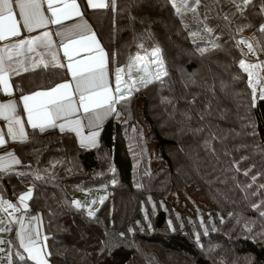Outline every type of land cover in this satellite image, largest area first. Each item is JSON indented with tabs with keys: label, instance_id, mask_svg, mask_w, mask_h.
I'll use <instances>...</instances> for the list:
<instances>
[{
	"label": "trees",
	"instance_id": "trees-1",
	"mask_svg": "<svg viewBox=\"0 0 264 264\" xmlns=\"http://www.w3.org/2000/svg\"><path fill=\"white\" fill-rule=\"evenodd\" d=\"M196 10L181 18L168 0H116L115 8L89 14L111 74L158 46L168 76L116 105L96 147L81 148L53 129L29 131L18 149L22 172L0 175V199L31 189L27 205L41 220L50 264H264V99L253 100L237 45L252 30L264 45V0H251L243 16L233 0H201ZM197 31L205 39L193 43ZM209 40L219 47L201 55L198 46L211 48ZM36 73L19 87L33 88ZM132 100L142 105L166 164L161 170L149 168L138 124L126 121ZM189 184L214 207L196 216L176 211V225L165 199ZM92 190L107 196L89 216L71 200ZM0 220L10 229L0 231L11 242L0 244V264H7L9 250L25 253L15 222L2 210Z\"/></svg>",
	"mask_w": 264,
	"mask_h": 264
},
{
	"label": "snow or ice",
	"instance_id": "snow-or-ice-1",
	"mask_svg": "<svg viewBox=\"0 0 264 264\" xmlns=\"http://www.w3.org/2000/svg\"><path fill=\"white\" fill-rule=\"evenodd\" d=\"M201 0H168L175 14L183 18L187 12L196 15V6L199 5ZM47 4V12L45 14L44 4ZM251 3V0H233V4L241 16L244 14V9ZM241 4L243 7H241ZM87 6L91 9H106L109 7L115 8L116 0H87ZM14 8L19 9V18ZM73 17H79L81 22L73 25L68 33L56 32L57 36L62 37L60 47L63 49L64 56L71 61L65 65L58 61L57 52L52 34L44 32L40 36L22 37L21 24L23 29L27 32H32L34 29L44 27L48 24L60 25L64 21ZM228 19L227 16L224 17ZM187 28V25H185ZM243 31V29H240ZM261 34H264V23L258 29ZM203 32L211 34L213 29L207 27L203 28ZM193 38V43L196 38L204 40L205 38L200 35V32H190ZM75 37V38H72ZM11 41L5 43L0 47V91L11 95L12 84L10 77L12 75H20V69L24 72L34 71L38 68H47L49 66L60 67L70 71L75 85L71 82H63L49 86L46 90L33 91L27 95H21L20 101L23 102V110L27 113V122L32 128H39L43 131L46 127L55 128L59 127L63 132L65 130L76 132L81 136L82 146L85 143H90L92 146L96 144V136L98 133H91L88 136L82 134V124L79 119L68 120L67 117L73 113L79 112L82 108L84 113H95L96 119L100 120L103 115H110L116 111V105L127 103L128 98L134 91H139V87H146L154 81L163 83V78L168 76V71L165 66L162 50L157 46L144 56L137 55L130 57L129 64L125 67H117L115 69V87L114 89L108 82V56L92 31L91 26L83 20V13L80 9V4L77 0H0V42ZM211 45L209 47L200 48L198 51L201 55L208 53L219 47L214 40L205 41ZM237 45H246L247 52L243 48L240 49L241 54L247 57L249 54L256 55L257 47L246 39H241ZM38 47H43L48 50V55L52 59L45 62L43 54L37 53L41 58L31 63V67L25 66V59L27 54L35 53ZM143 48V44L140 45ZM264 51V48H260ZM81 58L77 59L76 57ZM15 62L18 68H9V63ZM239 68L248 77L247 84L252 90L253 98L257 97L264 99V61L257 63H247L245 59H241L238 63ZM134 71H143L145 76L139 79L134 78ZM240 77H236L239 79ZM139 85V87H138ZM79 94V99L76 100V94ZM17 101L9 99L6 102L0 103V119L7 122V136L11 140L24 141L27 139L25 132L24 122L17 113ZM63 118L65 123L57 125V120ZM6 143L5 133L0 130V146ZM6 156L11 159L13 164H19L20 160L15 157L13 152H7ZM4 157H0V169L5 167L3 163ZM250 171V170H249ZM245 176L249 172L243 173ZM252 180L255 181L256 177L253 176ZM264 188V185H261ZM32 192L29 189L27 192L19 196V203L27 210L28 205L26 201L31 197ZM103 198L101 199V203ZM73 203L80 207L79 201ZM94 203V202H93ZM258 207V206H257ZM0 210L7 213L12 218V222L20 224V230L17 232L19 239V247L24 250L11 251L7 253V264H13V259L17 258L27 264L28 261H33L34 264H49L47 259L50 253L45 251L47 237H41L38 229L27 227L24 224L23 217H17L15 213L20 212L21 209L10 201L0 199ZM11 210V211H9ZM89 216H93L92 211L88 212ZM264 216V212H261ZM37 217H31V221L37 220ZM4 221L0 220V231L10 230L5 228ZM131 231V230H130ZM123 235V233H121ZM8 243L10 241L0 240V244ZM0 248V252H4ZM4 258L0 257V261Z\"/></svg>",
	"mask_w": 264,
	"mask_h": 264
},
{
	"label": "crops",
	"instance_id": "crops-1",
	"mask_svg": "<svg viewBox=\"0 0 264 264\" xmlns=\"http://www.w3.org/2000/svg\"><path fill=\"white\" fill-rule=\"evenodd\" d=\"M77 2L80 4V9H81V12L83 13V20L86 21L88 23V25L91 26L92 31L96 34V32H95L96 30H95L93 24L91 23L90 15L91 14L95 15L96 13L99 12L100 9L89 8L87 6V0H77ZM43 7L45 10V14L50 16V13L47 12V4L46 3L44 4ZM14 11L17 13V19H20L19 15H18L19 9L14 8ZM80 22H81V20L79 17H73L69 20L64 21L60 25L48 24V25H45L44 27L34 29L30 33L27 32L25 29H23L22 24H21L22 37H18L17 39L23 38V37L40 36L44 32H50L52 34V40L54 42L55 49L57 52L58 61L60 63L67 65L71 61H69L64 56L63 49L60 47L61 43L66 42V40H62V37L57 36L55 33L58 31L68 33L72 29L73 25L80 23ZM96 37L98 38L97 34H96ZM72 38H75V37H72ZM98 40L100 41V43L102 45L103 43H102L101 39L98 38ZM5 43H11V41L0 42V47H2L3 44H5ZM102 47H103V45H102ZM103 49H104V47H103ZM104 51H105V49H104ZM37 53L43 54V59L45 60V62H48L52 59V57L50 55H48L47 49H45L43 47H38L36 49L35 53L27 54V58H24L26 67H31V63L33 61H37L41 58L39 55H37ZM83 55H85V54L82 53L80 57H76V58L79 59ZM8 66L10 69L19 67L18 64L15 62L9 63ZM60 69L65 70V77L61 78V77L57 76L55 80L52 79V74H55ZM35 72H37L35 75H37L38 77H31V78H29L30 80L28 81L30 84H32L31 87L34 86L33 88L26 90L23 87H19L22 84L20 82L22 77H24L26 75H33V73H35ZM110 72L111 71H110V68L108 65V72H107L108 82H109V85L114 89V87H115V72H113L112 74ZM20 73H21L20 75H12L10 77V83L12 84L11 95L4 93L3 91H0V103L6 102L9 99H13V100L17 101V105H18L17 106V113L19 114L20 118L24 122V127H25V132L27 134V139L24 141L11 140L7 136V122L4 121L3 119H0V130H2L5 133V139H6V143L3 146H0V157H4L3 163L5 164V167L0 169V175L3 173H9V172H13V173L22 172V165H21L22 163L20 162L19 164H13L11 162V159H9L6 156V153L7 152H13L15 157L19 159L21 157V154H20L21 152L18 151V149L20 150L22 145L27 143V141L29 140V137H28L29 131H35L36 130L39 133H44V132H47V131L53 129V130L57 131L58 133H62V131L60 130L59 127H55V128L46 127L43 131H41L39 128H32L31 125L28 124V122H27V113L23 110V102L20 101V96L22 94L23 95L30 94L33 91L46 90L49 86H54L55 84L63 83V82H71L73 84V87L75 85V82L73 81L71 73L67 69V67L60 68V67L49 66L47 68H38L34 71H28V72H24L22 69H20ZM43 73H46V74H43ZM19 77H20V80H17V78L19 79ZM24 82H25L24 83L25 85L28 83L27 81H24ZM75 99L76 100L79 99L78 93L76 94ZM116 109H117V107H116ZM98 111H100L101 115H102V118L100 120L96 119L95 113H84L82 108L80 109L79 112L73 113L72 115L67 117L68 120L79 119L81 121L83 136H88L93 132L98 133V135L96 136L95 146H92L90 143H87V142L85 143V145L82 146L81 136H78L76 134V132H72V131H68V130H65L63 132H65L66 134L72 135L75 138V141L77 142L76 145L81 146V148L96 147L98 145V143L100 142V137H101L100 133L102 131V128L104 127L105 122L116 112L115 111L110 115H103L102 110H98ZM62 123H65V120L63 118L57 120V125L62 124ZM12 203L16 204L17 207H19L21 209V211L15 215L17 217H23L24 224L27 227L38 229L40 234H41V237H43V233H42L41 227H40L42 225H41V220L39 219V215L28 214V210H24L23 206L20 205L19 198L13 199ZM26 203H27V201H26ZM27 209H29V207ZM9 211H11V210H9ZM7 217L10 219V217L8 215H7ZM31 217H37L38 219L30 222ZM15 224H16L15 234H17V232L20 230V224L17 222H15ZM17 240H18L17 242L19 244L18 237H17ZM45 251H46V249H45Z\"/></svg>",
	"mask_w": 264,
	"mask_h": 264
},
{
	"label": "rangeland",
	"instance_id": "rangeland-1",
	"mask_svg": "<svg viewBox=\"0 0 264 264\" xmlns=\"http://www.w3.org/2000/svg\"><path fill=\"white\" fill-rule=\"evenodd\" d=\"M144 3L147 4V2ZM244 39L252 42L257 47L258 50L256 55L249 54L247 57L242 55L241 59H245L246 62L250 64L257 63L259 61H264V51L259 50L260 48H264V45H262L261 43L262 41L258 40L259 38L258 35L256 34V31L252 30L250 33L244 36ZM240 46H243L245 52H247L246 45H240ZM144 55L145 54H142L141 56ZM133 75L135 79H139L140 77L145 76V73L143 71H134ZM256 98H259L258 93ZM256 98H253V100H255ZM131 105H132V112L126 121L129 122L132 121L136 123V125L138 124L137 126L138 130L143 135V144L146 147V158L147 160H149V168L152 171L161 170V168L166 167V164L165 161L162 160V157L160 156L161 152L159 150V147L157 146V142L155 141L156 139L154 137V134L150 131L149 128L150 125L146 122V120L143 119L142 105H140L139 101L136 100H132ZM176 115L178 116L179 112H176ZM187 168L188 169L190 168L189 164ZM204 193H205L204 191L202 192L201 190L195 188L192 184H189V186L185 187L184 189L180 191L176 190L175 193L170 194L166 197L165 201H167L169 206L171 207L168 209V213L171 216V219L175 221L174 223L176 225L178 221H181L182 219L180 218L179 214L175 213L176 211H179L180 214H183L184 216H196L200 212H204V211L209 212L213 210L214 206L209 201V199H207ZM106 196H107V191L103 190L97 192V190H92V191H87L85 193L81 192L75 195V197H73L71 201L73 205H75L73 201H79L80 207L83 209V212L88 214L89 211L93 212V210L98 208L101 205V199L103 198L104 200ZM13 199H14L13 196L10 198L9 197L6 198V200L10 202H12ZM27 210H28V214H36V212H34L33 209L29 208ZM10 219L12 218L10 217ZM25 255L27 254L25 253Z\"/></svg>",
	"mask_w": 264,
	"mask_h": 264
}]
</instances>
